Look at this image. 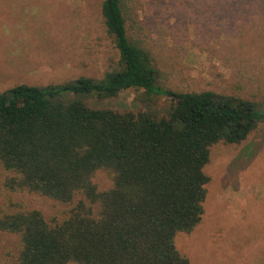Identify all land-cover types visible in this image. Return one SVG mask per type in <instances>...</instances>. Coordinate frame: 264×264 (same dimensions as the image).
Wrapping results in <instances>:
<instances>
[{"label":"trees","instance_id":"trees-1","mask_svg":"<svg viewBox=\"0 0 264 264\" xmlns=\"http://www.w3.org/2000/svg\"><path fill=\"white\" fill-rule=\"evenodd\" d=\"M100 13L118 52L101 79L0 92V247L2 233L17 236L13 264H192L175 236L202 220L211 147L241 143L263 124L264 96L163 88L151 51L128 34L123 1L102 0ZM128 88L170 107L155 116L76 97ZM100 171L111 181L104 189ZM23 192L64 210L46 217L13 197Z\"/></svg>","mask_w":264,"mask_h":264},{"label":"rangeland","instance_id":"rangeland-1","mask_svg":"<svg viewBox=\"0 0 264 264\" xmlns=\"http://www.w3.org/2000/svg\"><path fill=\"white\" fill-rule=\"evenodd\" d=\"M101 1L0 0V92L80 76L98 80L113 69L118 52ZM122 1L128 34L151 51L160 86L264 96V0ZM76 97L95 108L142 107L155 116L170 107L167 97L140 88L113 99ZM203 170L210 181L202 220L191 233L176 234V248L192 264H264V123L241 143L213 145ZM94 179L102 189L111 184L102 171ZM13 197L46 217L64 210L38 194ZM1 237L0 264H13L17 236Z\"/></svg>","mask_w":264,"mask_h":264}]
</instances>
